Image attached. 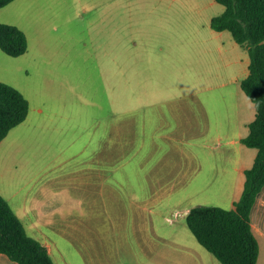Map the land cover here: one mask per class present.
<instances>
[{
	"label": "rangeland",
	"instance_id": "374dc122",
	"mask_svg": "<svg viewBox=\"0 0 264 264\" xmlns=\"http://www.w3.org/2000/svg\"><path fill=\"white\" fill-rule=\"evenodd\" d=\"M223 9L215 0H13L0 8V23L21 28L28 42L18 56L0 49V80L18 88L37 117L28 133L12 132L28 136L19 153L32 172H68L46 179L67 189L63 202L47 201V209L65 205L61 216L28 233L48 240L54 264H222L192 234L186 213L226 203L233 166L219 151L231 146L203 145L199 131L173 138L184 130L172 120L150 138L139 132L141 102L153 93L168 112L195 105L188 96L195 92L208 115L217 105L211 93L246 96L232 81L240 63L225 65L233 48L210 27ZM96 154L106 160L96 162ZM22 175L9 187L25 184Z\"/></svg>",
	"mask_w": 264,
	"mask_h": 264
},
{
	"label": "trees",
	"instance_id": "16d2710c",
	"mask_svg": "<svg viewBox=\"0 0 264 264\" xmlns=\"http://www.w3.org/2000/svg\"><path fill=\"white\" fill-rule=\"evenodd\" d=\"M13 0H0V8ZM221 13L210 19L216 31L228 30L249 55L248 74L239 85L254 105L243 145L257 150L244 170L241 194L231 208L196 205L186 223L197 241L222 264H256L259 244L251 226V209L264 185V0H215ZM27 37L18 26L0 23V49L10 56L27 50ZM29 102L13 85L0 80V141L27 116ZM0 253L17 264H54L47 246L29 235L8 201L0 194Z\"/></svg>",
	"mask_w": 264,
	"mask_h": 264
},
{
	"label": "crops",
	"instance_id": "0c3cea01",
	"mask_svg": "<svg viewBox=\"0 0 264 264\" xmlns=\"http://www.w3.org/2000/svg\"><path fill=\"white\" fill-rule=\"evenodd\" d=\"M214 31L215 33L213 38L222 41L223 45L225 42L229 41L228 44L230 45V49L233 48V55L230 56V60H227L228 56L224 57L226 60L225 65L228 66L229 64L240 63V65L234 69V71L238 72L232 76V81L236 82L240 88V81L246 77L249 72L248 52L234 39L233 42L228 40L225 33H223L224 31L228 30ZM235 44H238L243 48V50L247 52L248 59H245L241 52L236 51ZM216 48L220 51L225 49L222 45H218ZM217 85L218 88L224 87L227 85V81L224 79ZM188 93V96L192 98V102L195 103V105H192L191 107V105L189 106L188 102L187 106L172 107L168 109V112H165L163 108L159 107L158 102H155L156 99H158L156 94H151L149 99H146L145 97V99L142 100L140 107L142 115L139 133L141 134L142 139H146L147 137L150 138L153 134H157V129H161L162 131L164 129L162 127H168L170 124L171 127H173V123L175 122L176 124L174 125V128H176V126H181V129L184 131L181 130L182 134H180L176 132L174 128H171L176 132V136L173 134V138L176 137L178 140H187V132L193 138L195 134H197V131H199L204 136L201 139L203 145L216 147L218 145L224 144L231 146L229 151L227 149H224V151H219L220 162L226 164L227 161H230L233 166V171L230 175V181L228 185V198L226 203L223 204V207L231 208L233 206V202L237 200L241 194L244 182L243 172L246 168L252 165L255 157V154L252 155L243 148V144L240 141V138L247 134V124L254 118V105L246 94L245 95L247 97H242L243 95H240V93H224L223 91L219 93H211L210 98H213L217 105H214V108H211V111H214V113L208 115L207 111H205V106L200 101L197 93L192 91H189ZM222 101H225V106L223 107L220 106ZM236 102L238 104H236ZM228 104H230L231 108L229 111L226 107V105L229 106ZM149 106L154 107L149 108ZM35 111L42 112L43 109L39 108L35 109ZM167 114H171V116L167 117ZM35 117L33 115V108L29 102V109L25 119L18 125L11 128L7 135L0 141V194L8 201L11 208L20 218L27 233H29V230L42 233L40 229L42 223H49L51 217L56 216L55 214H60L59 216H61L62 213L60 212H62V210L65 208V205L60 204L52 209H47L48 197L50 195L55 196L56 199H59L63 202L65 195L67 194V189L65 188L58 190L50 188L46 183V179L53 177L56 179L62 178L68 172H51L46 169H44L43 172H32L28 170L26 166V163L28 164L29 162L28 156L20 155L19 153L20 148L29 142L26 133H28L29 128L32 127L34 121L37 122V117ZM148 121H150L151 124L148 123ZM148 125H150L152 128L148 129ZM23 129H28L24 138H17V136L14 137L12 135L13 131H22ZM158 135H161V133L158 132ZM143 141L144 145L153 143L152 140ZM95 142L98 144L99 140L95 139ZM191 143L195 144L196 139H193ZM111 157L112 156L110 153H108L107 160L112 159ZM101 160H106V156L100 157L98 154H96V162H100ZM22 171V180L25 181V184H22L23 186L21 185L20 188H10L9 179L13 178V176L19 177V174ZM7 174H12L9 179H7ZM94 174L91 173L90 177L94 179L98 178L97 174ZM67 177L74 179L72 183L79 184V180L77 181V175H68ZM84 179L85 178L83 176V183L85 182ZM94 179L91 182L93 185L96 184ZM37 181H39L40 184L37 186V188H35ZM77 188L78 187L75 186V189ZM250 217L251 226L259 244V254L256 264H264V185L257 194L251 209ZM31 236L36 238L35 235ZM39 241L43 242L47 246L52 257L51 245L49 244L48 240H41V238H39ZM0 264L17 263L9 259L5 254L0 253Z\"/></svg>",
	"mask_w": 264,
	"mask_h": 264
}]
</instances>
